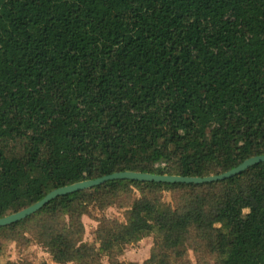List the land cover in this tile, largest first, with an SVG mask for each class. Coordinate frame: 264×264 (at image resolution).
<instances>
[{
    "label": "trees",
    "instance_id": "1",
    "mask_svg": "<svg viewBox=\"0 0 264 264\" xmlns=\"http://www.w3.org/2000/svg\"><path fill=\"white\" fill-rule=\"evenodd\" d=\"M258 154L264 0H0V216L114 171L202 176ZM146 236L150 262L127 264H264V161L58 195L0 226V264H32L7 252L32 241L58 264H122Z\"/></svg>",
    "mask_w": 264,
    "mask_h": 264
},
{
    "label": "water",
    "instance_id": "2",
    "mask_svg": "<svg viewBox=\"0 0 264 264\" xmlns=\"http://www.w3.org/2000/svg\"><path fill=\"white\" fill-rule=\"evenodd\" d=\"M264 161V154L253 155L248 158H245L236 166L231 167L230 169L223 171L218 174H210V175H180V174H156L150 172H142V171H132V170H124V171H114L109 174H105L92 179H84L80 181H76L70 183L68 185L60 186L50 190L46 193L41 199L36 202L19 209L15 212L0 216V226L12 223L14 221L20 220L27 215L37 211L49 200L54 197L62 194H66L75 190L88 188L97 184H100L109 179H136V180H146V181H163V182H209L215 181L218 179H224L230 176H233L252 164L257 162Z\"/></svg>",
    "mask_w": 264,
    "mask_h": 264
},
{
    "label": "rangeland",
    "instance_id": "3",
    "mask_svg": "<svg viewBox=\"0 0 264 264\" xmlns=\"http://www.w3.org/2000/svg\"><path fill=\"white\" fill-rule=\"evenodd\" d=\"M104 212L109 217L117 218L120 221L123 220L122 209L115 205L109 206ZM82 221L85 227L82 244L90 243L97 246L93 233V229L95 228L97 221L88 215H83ZM151 244V236H146L137 242L129 243L124 252L120 255V261L122 264H127L129 261L141 263L144 260H148L150 262L149 253ZM7 252L10 255V258L14 261H19L21 258H28L32 264H58L52 259L51 255L42 248L38 241H32L31 244L23 251L16 247L15 242H11L7 247ZM189 256L192 260H194L192 253H189ZM102 262L107 264L106 256L103 254ZM66 264L73 263L68 262Z\"/></svg>",
    "mask_w": 264,
    "mask_h": 264
}]
</instances>
